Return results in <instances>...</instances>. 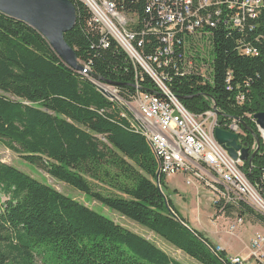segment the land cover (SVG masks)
<instances>
[{
  "label": "trees",
  "instance_id": "trees-1",
  "mask_svg": "<svg viewBox=\"0 0 264 264\" xmlns=\"http://www.w3.org/2000/svg\"><path fill=\"white\" fill-rule=\"evenodd\" d=\"M70 1L77 22L65 38L88 75L66 65L36 30L0 13V143L197 263L234 264L204 233L188 226L170 199L167 177L158 178L160 162L153 150L122 117L125 108L99 91L93 76L118 89L125 101L136 95L137 79L146 93L158 94L155 83L116 40L101 34L84 3ZM116 2L121 12L139 16L140 51L143 57L155 56L157 37L141 36L147 25L157 23L145 0ZM211 31L213 82L169 70L166 85L196 116L216 106L222 128L239 120L251 155L259 147L244 172L263 187L264 142L247 115L264 113V5L243 29L231 30L224 20ZM241 45L257 55L242 54ZM238 96H244L243 104ZM238 210L264 225V216L245 204ZM38 259L41 264H181L145 237L0 161V264H37Z\"/></svg>",
  "mask_w": 264,
  "mask_h": 264
},
{
  "label": "built area",
  "instance_id": "built-area-1",
  "mask_svg": "<svg viewBox=\"0 0 264 264\" xmlns=\"http://www.w3.org/2000/svg\"><path fill=\"white\" fill-rule=\"evenodd\" d=\"M80 1L93 13L101 34L123 43L134 65L140 67L158 89V94L142 92L137 79L136 95L125 101L112 86L118 95L117 101L126 109L122 117L133 131L146 139L150 149L160 154L159 172L166 177L184 175L190 186L194 185V180H202L213 194L216 211L232 216L227 228L230 234H238L245 226L246 216L238 210L240 204L264 216V186L252 184L242 169L244 162L233 160L214 136L218 113L212 109L200 120L184 108L166 85L170 72L182 77L196 76L203 84L212 83L215 71L211 29L224 20L231 30L243 29L247 19H256L263 0H145L148 14L157 23L147 25L141 36L154 35L160 42L153 57H143L140 51L143 43L136 40L139 34L135 29L140 25L138 15L126 18L117 0ZM239 51L246 56L257 55L249 46L241 45ZM86 69L85 75L89 74ZM237 102L243 104L244 96H238ZM208 122L212 123V131L207 129ZM256 126L264 142V130ZM225 128L239 136V143L246 137L239 120L234 119ZM249 250L256 264H264V234L251 240ZM230 260L234 264H250L239 257Z\"/></svg>",
  "mask_w": 264,
  "mask_h": 264
},
{
  "label": "rangeland",
  "instance_id": "rangeland-1",
  "mask_svg": "<svg viewBox=\"0 0 264 264\" xmlns=\"http://www.w3.org/2000/svg\"><path fill=\"white\" fill-rule=\"evenodd\" d=\"M125 16L126 18L130 17L128 15ZM119 45L123 48V43H119ZM102 84L104 86L102 88L109 93L110 97L105 96L104 94L103 95L111 102L113 101L116 104H119L122 108H125V106H123L119 101H117L116 97L118 95L117 93H115L116 90L108 84L105 83ZM179 102L181 103L180 99ZM203 115L204 114L197 115V117L200 120H202ZM247 118L253 120L252 115H247ZM217 122H218V127L216 128H221L227 131L225 127L223 128L221 127V125L219 124V119H217ZM206 126L208 127L207 129H209L208 131H212V123L208 122ZM215 129H214V136H215ZM243 141L242 143L239 144L243 148L248 149L247 145L244 144ZM0 161L4 164L17 168L18 170L32 176L33 178L41 182H44L52 186L54 189H56L58 192L62 193L63 195L71 197L76 201L85 204L89 208L110 218L111 220L124 226L130 231L145 237L146 239L155 243L164 252H166L176 261H179L181 264H199L194 259L190 258L188 255L184 254L183 252L177 250L176 248H174L172 245H170L168 242H166L164 239L157 236L153 232H150L149 230L141 227L140 225H138L137 223L131 220L125 219L116 212L106 207H103L101 204L92 201L84 194L73 189L72 187L55 181L49 175H47L45 172L38 169L37 167L27 164L21 158V155L10 151L2 143H0ZM245 163L247 162H244V164ZM242 169L244 170V168ZM186 179L187 177L184 175L170 176L166 178V183L170 189L169 190L170 191L169 193H171L170 199L172 200L176 209L179 211L180 215L186 219L188 226L190 228H194L204 232L206 236L209 237L212 236L213 238H216V241L213 242L216 244L217 247L221 248L226 252L228 258L233 260L236 257L239 258L241 257L242 259H246V261H248L250 264H256L254 262V258L252 256L250 257L249 246L253 238H255L257 235L264 234V225H262L258 220L253 219L250 216L248 217L246 216V223L244 228L238 234H230L227 228L232 219V216L230 215L227 216L218 213L219 216H221V218L218 219L219 216L218 217L216 216L217 215V211L215 208L216 206H214L215 200L209 188H207L204 185V182L202 180L199 181L194 180V185L191 186L187 185ZM175 191H177L178 193H175ZM6 201L7 198L3 196L2 202L5 203ZM37 264H41V261L39 259L37 260Z\"/></svg>",
  "mask_w": 264,
  "mask_h": 264
},
{
  "label": "water",
  "instance_id": "water-1",
  "mask_svg": "<svg viewBox=\"0 0 264 264\" xmlns=\"http://www.w3.org/2000/svg\"><path fill=\"white\" fill-rule=\"evenodd\" d=\"M0 13L16 21L23 22L36 30L70 68L79 73L87 71L86 67L80 63L75 50L70 47L65 38L67 33L74 30L77 22L76 8L70 0H0ZM93 77L96 82L104 83L101 78ZM95 85L102 94L110 97L105 89L98 84ZM213 110L217 111V107L214 106ZM253 119L259 128L264 130V113L255 115ZM242 126L252 135H255L245 124H242ZM215 138L233 160L240 159L252 166L259 152V147L254 154L250 155L249 149L243 148L239 144L240 138L237 134L221 128L215 129ZM239 152L241 156H239ZM157 175L159 178L160 173L158 172ZM166 204L169 207L168 201Z\"/></svg>",
  "mask_w": 264,
  "mask_h": 264
},
{
  "label": "crops",
  "instance_id": "crops-1",
  "mask_svg": "<svg viewBox=\"0 0 264 264\" xmlns=\"http://www.w3.org/2000/svg\"><path fill=\"white\" fill-rule=\"evenodd\" d=\"M191 229H193V230H195V231H197V232H201V233H204V232H202V231H200V230H197V229H194V228H191ZM205 234V233H204ZM210 240H211V242H213V241H216V238H213L212 236H207ZM214 243V242H213ZM222 243H224V242H222ZM215 244V243H214ZM216 245V244H215ZM241 258V257H240ZM245 261H246V259H245Z\"/></svg>",
  "mask_w": 264,
  "mask_h": 264
},
{
  "label": "bare ground",
  "instance_id": "bare-ground-1",
  "mask_svg": "<svg viewBox=\"0 0 264 264\" xmlns=\"http://www.w3.org/2000/svg\"><path fill=\"white\" fill-rule=\"evenodd\" d=\"M116 100V99H115ZM153 150V153H154V155H155V158H157V160L160 162V154H158V152H157V150H155V149H152ZM161 175H163V174H161ZM160 175V176H161ZM165 176V175H164Z\"/></svg>",
  "mask_w": 264,
  "mask_h": 264
}]
</instances>
